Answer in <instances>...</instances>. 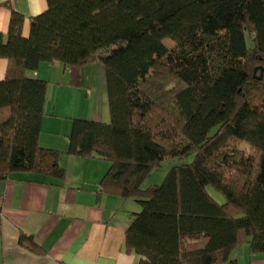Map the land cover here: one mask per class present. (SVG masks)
Listing matches in <instances>:
<instances>
[{
	"label": "trees",
	"instance_id": "16d2710c",
	"mask_svg": "<svg viewBox=\"0 0 264 264\" xmlns=\"http://www.w3.org/2000/svg\"><path fill=\"white\" fill-rule=\"evenodd\" d=\"M45 1L28 38L11 10L0 39V182L63 180L61 156L98 157L101 193L139 206L123 244L137 264H224L241 245L264 255V0ZM54 63L76 86L85 65L105 74L109 122L72 120L64 152L38 144L47 81L28 76ZM18 244L43 253L23 233Z\"/></svg>",
	"mask_w": 264,
	"mask_h": 264
},
{
	"label": "crops",
	"instance_id": "0c3cea01",
	"mask_svg": "<svg viewBox=\"0 0 264 264\" xmlns=\"http://www.w3.org/2000/svg\"><path fill=\"white\" fill-rule=\"evenodd\" d=\"M46 8L45 0H0V39H6L11 10L22 17L21 36L28 38L30 19ZM6 67L0 59V81ZM79 73L77 86L58 63L28 73L47 81L38 140L43 149L66 151L74 119L109 122L103 67L88 64ZM59 166L63 180L17 175L0 182V264H137L139 257L123 244L129 216L140 209L132 200L101 193L109 163L63 155ZM20 233L32 237L43 253L19 245ZM229 261L224 264H264V255L241 245Z\"/></svg>",
	"mask_w": 264,
	"mask_h": 264
},
{
	"label": "rangeland",
	"instance_id": "374dc122",
	"mask_svg": "<svg viewBox=\"0 0 264 264\" xmlns=\"http://www.w3.org/2000/svg\"><path fill=\"white\" fill-rule=\"evenodd\" d=\"M58 65H60V64L58 63ZM259 73H260V71H256L254 73L255 77H259ZM238 147H240L241 149H244V150H249L248 149L249 147L244 145V144H239ZM192 161H193V156H189V157H186L183 159H166V160H164L160 164L159 167H157L151 171L150 175L144 181L143 188H146V187L151 186V185H160L162 183L164 177L166 176V174L169 172V170L172 167L180 166V165H187V164H190ZM210 191H211L212 196L219 197L218 194L216 192H214V190L213 191L210 190Z\"/></svg>",
	"mask_w": 264,
	"mask_h": 264
},
{
	"label": "water",
	"instance_id": "95a60500",
	"mask_svg": "<svg viewBox=\"0 0 264 264\" xmlns=\"http://www.w3.org/2000/svg\"><path fill=\"white\" fill-rule=\"evenodd\" d=\"M255 72V71H254ZM257 79H260V77H258Z\"/></svg>",
	"mask_w": 264,
	"mask_h": 264
}]
</instances>
